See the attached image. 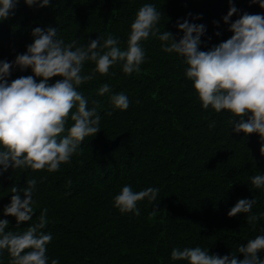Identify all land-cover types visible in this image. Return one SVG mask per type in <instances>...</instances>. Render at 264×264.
Wrapping results in <instances>:
<instances>
[{
	"label": "trees",
	"instance_id": "16d2710c",
	"mask_svg": "<svg viewBox=\"0 0 264 264\" xmlns=\"http://www.w3.org/2000/svg\"><path fill=\"white\" fill-rule=\"evenodd\" d=\"M144 4L162 12L157 27L161 33L170 31L177 42L183 35L177 20L205 25L202 51L233 34L222 19L228 0H50L43 8L20 0L10 17L0 21V60L13 62L25 53L36 27L57 28V38L65 44L77 40L84 47L98 37L103 43L110 33L124 50L130 25ZM233 4L238 12L230 22L244 12L264 15L259 3L233 0ZM162 44L151 35L141 41L145 59L138 73L125 74L123 62H118L107 75L93 73L92 80L77 86L89 109L93 101L99 102L101 131L86 137L69 163L55 172L10 167L0 175V219L9 221L6 232L22 233L48 209L43 229L53 236L47 245L48 264L52 259L59 264H187L173 261L172 250L197 246L210 255L231 253L243 259L239 246L264 235V218L254 227L245 220L249 214L264 213V188L255 189L250 179L264 175L259 135L234 132L232 122L238 117L227 110L204 109L185 75L183 58L163 51ZM94 68L86 61L81 74ZM27 75H32L31 69L14 67L8 79ZM59 79L53 77L49 84ZM103 84L110 91L101 96ZM118 93L129 99L126 110L110 102ZM72 123L69 117L66 127ZM28 179L37 180L34 214L32 220L17 224L3 208L10 203L11 187L22 188ZM124 185H131L134 192L158 188L157 199L139 201L138 216L122 214L113 198ZM241 198L256 199L251 213L229 217L228 211ZM258 256L264 260V251ZM10 259L7 250L0 252V264H10Z\"/></svg>",
	"mask_w": 264,
	"mask_h": 264
},
{
	"label": "clouds",
	"instance_id": "9594fccd",
	"mask_svg": "<svg viewBox=\"0 0 264 264\" xmlns=\"http://www.w3.org/2000/svg\"><path fill=\"white\" fill-rule=\"evenodd\" d=\"M19 2L0 0V21L8 19ZM250 2L259 3L264 8V0ZM24 3L43 8L49 5L50 0H24ZM228 3V13L222 19L229 24L228 31L233 34L207 51L200 50L205 25L190 23L188 19L183 22L177 20L176 27L183 33L177 42L170 31L160 32L157 24L162 12H158L153 4H144L136 12L124 50L110 33L103 43L98 37L84 47L79 46L77 40L65 44L63 39L57 38V28H34L31 33L33 42L26 46L25 53L18 54L13 62L0 60V175L10 167L55 172L62 163H69L84 139L101 131V117L97 111L99 102L93 101V107L89 109L88 100L77 91V86L92 80L93 73L107 75L110 67L118 62H123L125 74L138 73L145 59L141 41L150 35L163 42V51L183 58L185 75L192 81L202 107L208 109L211 106L216 112L227 110L238 117L232 122L231 129L246 136L258 134L260 154L264 156V15L244 12L230 22L238 9L233 0H228ZM86 61H92L95 68L82 75ZM14 67L21 71L31 69L32 75L9 82ZM57 76L61 79L49 84V80ZM109 91L110 86L103 84L98 95ZM110 102L118 109L129 107V99L124 93L112 95ZM74 107L76 111L72 112ZM69 117L73 123L66 127ZM250 179L255 189L264 188V175H254ZM36 184V179H28L22 188L12 186L11 200L4 206L3 214L15 217L17 224L32 220ZM158 192L159 189L153 187L134 192L131 185H124L114 196L113 204L122 214L138 216L137 203L145 198L155 202ZM255 204V198L238 199L227 215L236 217L251 213ZM47 212V208L43 209L38 222L22 233L6 232L9 221L0 219V252L8 251L10 264H48L47 245L53 236L43 231L48 223ZM262 218L264 213L249 214L245 220L254 227ZM261 251H264V235H257L239 246L238 253L243 255V259L231 253L210 255L208 250L199 246L183 250L174 248L171 259L186 261L187 264H264L258 256ZM51 264L59 262L52 259Z\"/></svg>",
	"mask_w": 264,
	"mask_h": 264
}]
</instances>
